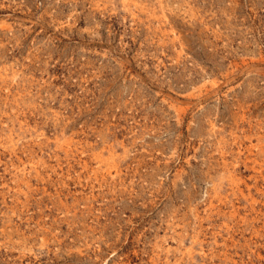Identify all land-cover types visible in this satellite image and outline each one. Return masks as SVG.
<instances>
[{
  "label": "rangeland",
  "instance_id": "rangeland-1",
  "mask_svg": "<svg viewBox=\"0 0 264 264\" xmlns=\"http://www.w3.org/2000/svg\"><path fill=\"white\" fill-rule=\"evenodd\" d=\"M0 264H264V0H0Z\"/></svg>",
  "mask_w": 264,
  "mask_h": 264
}]
</instances>
